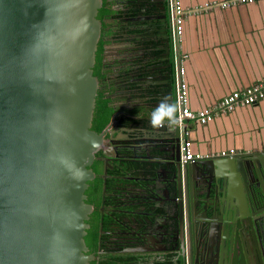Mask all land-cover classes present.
Instances as JSON below:
<instances>
[{
  "label": "water",
  "instance_id": "1",
  "mask_svg": "<svg viewBox=\"0 0 264 264\" xmlns=\"http://www.w3.org/2000/svg\"><path fill=\"white\" fill-rule=\"evenodd\" d=\"M102 4L0 0V264H89L94 258L85 240L93 211L86 191L105 142L92 129ZM159 23L162 39L172 44L165 13ZM145 114L146 124L136 119L130 127H149ZM174 127L150 131L164 133L165 151L176 161L181 237L197 236L199 254L214 238L228 245L238 240L234 264H264V151L183 163L181 128ZM113 138L110 133L111 148ZM199 175L213 178L189 185Z\"/></svg>",
  "mask_w": 264,
  "mask_h": 264
},
{
  "label": "flooded vegetation",
  "instance_id": "2",
  "mask_svg": "<svg viewBox=\"0 0 264 264\" xmlns=\"http://www.w3.org/2000/svg\"><path fill=\"white\" fill-rule=\"evenodd\" d=\"M112 1L113 7L116 9H125L130 4H135L140 9L138 16L127 17L124 15L121 17L119 22L113 24L110 34L108 17L105 20L108 27L101 28L98 43V51L100 44L102 47L101 70L105 74V80L101 86L99 82L98 90L102 88L103 93L109 99V81L113 85L110 98L114 101L113 105L120 108L113 116L114 120L121 117L123 121H127L124 125L117 126V133H122L129 131L128 128L134 124L136 119L146 124L147 115L145 113L150 115L152 109L159 103L158 99L167 98L172 103L174 88L166 69L173 57L171 42L168 43L169 40L162 39L164 35L159 23L165 13L166 32L170 37L168 0ZM107 3L109 4V0ZM157 29H159L158 32ZM148 81H151V84H148ZM155 82L164 83L162 85L164 97H158L156 90L159 87L155 85ZM130 105H134L133 108H127ZM130 111L134 114L130 115ZM148 125L151 130V125L149 123ZM100 133L104 134L105 142L97 153L99 156L96 154L94 163L97 160H101L103 163L100 175L103 183L109 178L107 170H109L110 164L113 165H110L111 170L119 164L129 167L131 162L138 163L142 168L140 176H136L137 170L126 171L124 176H117L118 179L126 181L122 188L123 191L121 190L123 192L121 199L124 203L107 206L109 214H115L117 211L127 216H133L120 219L113 216L111 222L115 228L122 230L121 233L117 232L116 234L124 235L126 244L122 249L124 254H135L138 264H156L168 258L171 264H177L179 258H182L184 264H191V261L192 264L195 262H198L197 264H234L237 261L238 240L233 239L228 245L219 238H214L210 242L209 249L199 254L200 242L197 236H193L191 239L181 237L178 230V208L174 201L176 197V161L170 152L165 151L169 146L164 138H159L158 131L149 133L148 136L145 134L144 136H129L127 139L117 138L115 135L113 141L116 146L114 148L109 145V123ZM94 163L91 168L96 177ZM212 178V176L207 178L199 175L194 181H191V184L189 182V185L193 187L197 180L199 183L209 180L211 182ZM104 190L105 185L102 187L103 192ZM87 191V203H89ZM92 207L93 213L94 206L92 205ZM100 210L103 211L104 208L100 207ZM90 228L89 224L87 237ZM101 230L102 224H100L98 236L102 235ZM106 233L109 234V232ZM87 247L88 254H92L94 257L89 264L106 263L105 258L109 256V251H104L100 242L94 251L90 250L88 244ZM113 252L116 253V251ZM230 253L235 257L233 258ZM104 254L106 257L103 258ZM218 255L219 257H217ZM216 258L220 261L217 262Z\"/></svg>",
  "mask_w": 264,
  "mask_h": 264
},
{
  "label": "crops",
  "instance_id": "3",
  "mask_svg": "<svg viewBox=\"0 0 264 264\" xmlns=\"http://www.w3.org/2000/svg\"><path fill=\"white\" fill-rule=\"evenodd\" d=\"M176 1L180 2L185 19L183 32L178 42L171 44V51L173 61L175 59L178 63V56L182 60L191 111L212 107L229 94L264 81V0L225 10L212 8L206 12H197L196 9L222 0ZM157 86L158 97H164L162 84ZM173 100L175 104V98L172 103ZM117 124L115 119L109 134L124 139L122 135L127 134L117 133ZM178 125L181 141L188 139L195 153L264 151V99L217 116L206 125L192 120H184ZM128 130L131 137L155 132L147 126L142 129L129 127ZM158 133L166 142L164 133Z\"/></svg>",
  "mask_w": 264,
  "mask_h": 264
},
{
  "label": "trees",
  "instance_id": "4",
  "mask_svg": "<svg viewBox=\"0 0 264 264\" xmlns=\"http://www.w3.org/2000/svg\"><path fill=\"white\" fill-rule=\"evenodd\" d=\"M113 4L114 3L112 0H109V4L107 3V0H103V4L99 12V19L102 22L103 28L108 27V25L105 23V20L108 19L109 17V34L111 28L113 27V24L119 22L120 18L123 17L124 15L127 17H135L140 14V9L136 7L135 4H130L129 6H126L125 9H116L113 7ZM130 33H134V32H130ZM101 52H102V47L100 44L98 56H97V64L94 68V75L98 77L100 86L105 80V74L101 70ZM174 67L175 64L172 58L170 59V63H168V68L166 70L167 73H169V78L172 82L173 88H174V73H175ZM109 76H110V68H109ZM112 91H113V85L111 84L110 81H109V99L103 93L104 90L102 88L98 90V94L96 98V106H95L93 122H92V129L97 133L102 132L103 129L108 125V123L111 122L116 112L120 110L119 107L113 105L114 101L113 99L110 98V94L112 93ZM133 114L134 112L130 111V115ZM116 122L118 123V126H122L127 121L125 122L123 121V119H121V117H118L116 119ZM97 156H99V154H97ZM102 164L103 163L101 160H97L94 163L93 168L96 173V177L92 182L89 183V190L87 191V194L89 196L88 202L94 206V212L92 213L89 220V224L91 228L89 230V236L86 238L87 244L90 250L94 251L97 244L100 242L102 249L104 251H109V256L106 257V254L102 255L103 258L106 257L105 264H138L137 257L135 254H124L122 252V249L125 248L126 245L124 243L125 241L124 235L116 234L117 232L121 233L122 230H120L119 228H115V226L111 223L113 221L112 219L113 216H115L118 219L126 218V217L131 218L133 216H127L117 211L115 212V214H109V211L107 210V206L114 204L119 205L124 203L121 198H123L122 188H124V183H126V181L118 179L117 176H124L126 174V171H130V170H137L138 172L136 176H140L142 175L141 172L142 168L138 163L135 162L129 163L130 165L129 167H126L123 164H119L118 166L114 167L112 170L110 168L109 170H107V174L109 175V178L105 180V183H103L102 177L100 176ZM103 185H105L104 192L102 191ZM100 207H103L104 210L101 211ZM100 224H102V230H101L102 235L98 236ZM106 232H109V234ZM113 251H116V253ZM156 264H171V261L168 258L161 262H157ZM177 264H184L182 258H179L177 260Z\"/></svg>",
  "mask_w": 264,
  "mask_h": 264
},
{
  "label": "built area",
  "instance_id": "5",
  "mask_svg": "<svg viewBox=\"0 0 264 264\" xmlns=\"http://www.w3.org/2000/svg\"><path fill=\"white\" fill-rule=\"evenodd\" d=\"M256 0H222L220 2H211L204 4L197 8V12H206L212 8L230 9L237 7L240 4L253 3ZM169 5V23L170 35L172 42H178L179 37L183 32V21L185 13L179 1L168 0ZM185 58V57H184ZM181 58L179 63L174 59V95L175 104L178 109L179 122L184 120H192L200 125H206L217 116L232 112L236 108L247 107L264 99V81L256 83L248 88L240 91H235L228 96L218 101L214 106L198 111H191L188 102L187 85L184 80V69L181 65ZM177 63V64H176ZM236 154L234 150L221 151L219 153L202 155L195 153L192 150V143L187 139L180 142L179 155L183 163L199 161L209 157H227Z\"/></svg>",
  "mask_w": 264,
  "mask_h": 264
},
{
  "label": "clouds",
  "instance_id": "6",
  "mask_svg": "<svg viewBox=\"0 0 264 264\" xmlns=\"http://www.w3.org/2000/svg\"><path fill=\"white\" fill-rule=\"evenodd\" d=\"M177 105L168 101L167 98L161 100L151 111L149 124L152 127L167 125L170 129L179 123L177 115Z\"/></svg>",
  "mask_w": 264,
  "mask_h": 264
}]
</instances>
